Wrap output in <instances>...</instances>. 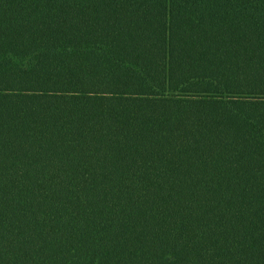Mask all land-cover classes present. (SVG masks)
<instances>
[{"label":"trees","instance_id":"1","mask_svg":"<svg viewBox=\"0 0 264 264\" xmlns=\"http://www.w3.org/2000/svg\"><path fill=\"white\" fill-rule=\"evenodd\" d=\"M0 264H264V0H0Z\"/></svg>","mask_w":264,"mask_h":264}]
</instances>
